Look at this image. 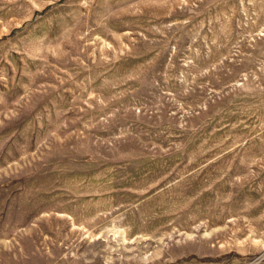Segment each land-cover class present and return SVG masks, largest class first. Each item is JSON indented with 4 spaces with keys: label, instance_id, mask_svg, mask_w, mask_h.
Listing matches in <instances>:
<instances>
[{
    "label": "rangeland",
    "instance_id": "rangeland-1",
    "mask_svg": "<svg viewBox=\"0 0 264 264\" xmlns=\"http://www.w3.org/2000/svg\"><path fill=\"white\" fill-rule=\"evenodd\" d=\"M0 264H264V0H0Z\"/></svg>",
    "mask_w": 264,
    "mask_h": 264
}]
</instances>
